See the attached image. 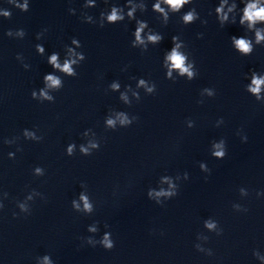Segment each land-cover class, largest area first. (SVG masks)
Instances as JSON below:
<instances>
[{
    "label": "clouds",
    "instance_id": "9594fccd",
    "mask_svg": "<svg viewBox=\"0 0 264 264\" xmlns=\"http://www.w3.org/2000/svg\"><path fill=\"white\" fill-rule=\"evenodd\" d=\"M188 0H165V3H167L168 5L171 6V8L173 10H178L182 7V5H184L185 3H187ZM22 7L26 8L27 5H23ZM154 8L158 11H163L160 8L159 4L154 5ZM217 13H222L221 16V20H227V14H223V3L221 4V6L219 8H217ZM229 11H231V9H229ZM244 15L240 21L241 24H244L245 22H247L248 24V28L252 29L254 28V26L256 25L257 22H264V4L261 3V0H253V2L247 3L245 8H244ZM4 15H8V13H4ZM129 15L131 16L132 13L129 12ZM118 19H122L121 16H119L117 14V10L113 9L111 15L108 16V20L110 22L116 21ZM194 19V14L192 12H189L187 15L184 16V20L185 22H190ZM143 27H145V25L141 24V26L139 28H137L136 30V40L139 43H143V40L141 39V31L143 30ZM148 39L152 42H155L159 39V37L155 36V35H150L148 37ZM255 39H256V43L260 44L261 41H264V30H260L257 29L255 32ZM233 42L235 44V47L243 54H249L253 51V47H252V43L251 41H249L248 39L245 38H235L233 37ZM75 43V41H74ZM177 47H179V45H177ZM40 51L42 52L43 49L40 48ZM82 58V57H81ZM167 60L171 61V67L178 69L180 71L181 74L187 73L189 78L192 77L193 73L190 71V67H185V57L180 54L176 48H173L172 52L170 55H168ZM50 63L56 67V68H60L61 66L57 63V56L54 54L52 55L51 59H50ZM71 63H75V61H66L63 65L62 71L68 73V74H72V68H71ZM170 75V73H169ZM46 81L49 83V86H57L59 85L60 81L55 78L54 76H47L46 77ZM141 84H143L144 82L141 81ZM252 85L249 88V91L253 94H255L257 96V99H260V92H261V86L264 85V77H258L255 73H253L252 76ZM113 87H118L117 85H113ZM149 91H151V89H149ZM42 96H44L46 99H51V97H47V95L42 92L41 93ZM33 96H35V93H33ZM121 123L125 124L128 123V121L126 119H121ZM109 125H113L114 121L109 120L108 121ZM93 147H95V145H93ZM215 147L217 149H219L218 151H216L214 153L215 156L217 157H223L224 156V151H223V147L222 144H217L215 145ZM82 151L86 152L87 149H82ZM69 154H71L72 152V147L70 146L68 149ZM40 169H37V172H39ZM151 195V193H150ZM156 196H160V195H172V193H164V192H158L155 194ZM81 199L84 201V208L85 210L90 211L91 210V205L89 204L88 200L86 197L81 196ZM77 208L79 207V205H75ZM23 207V206H21ZM208 228H214V224H207ZM92 231H94L95 229H90ZM101 243L103 244V246L106 249H113L114 244L113 241L109 238V235L106 233L104 235L103 240L101 241ZM44 264H50L49 258L47 256L44 257Z\"/></svg>",
    "mask_w": 264,
    "mask_h": 264
}]
</instances>
